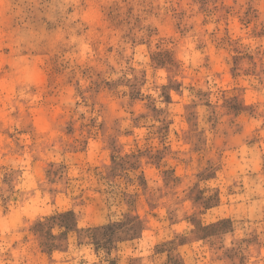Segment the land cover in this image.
Here are the masks:
<instances>
[{"label": "rangeland", "instance_id": "374dc122", "mask_svg": "<svg viewBox=\"0 0 264 264\" xmlns=\"http://www.w3.org/2000/svg\"><path fill=\"white\" fill-rule=\"evenodd\" d=\"M0 264H264V0H0Z\"/></svg>", "mask_w": 264, "mask_h": 264}]
</instances>
